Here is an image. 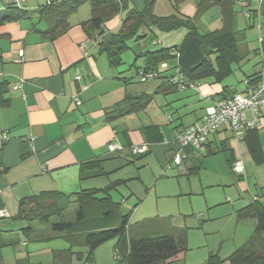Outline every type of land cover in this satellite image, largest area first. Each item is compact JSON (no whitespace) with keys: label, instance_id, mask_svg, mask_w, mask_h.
<instances>
[{"label":"crops","instance_id":"obj_1","mask_svg":"<svg viewBox=\"0 0 264 264\" xmlns=\"http://www.w3.org/2000/svg\"><path fill=\"white\" fill-rule=\"evenodd\" d=\"M52 1L56 0H0V9L18 6L31 11L32 15L30 19L0 26V34L5 35L0 39V87L7 86L4 98L9 100L8 105H0V130L8 135L5 143L0 142V210L5 209L9 214L0 218V230L3 231L0 239L17 247L14 251H5L8 245L5 246L1 251L0 264H118L114 257L115 239L100 245L90 260L83 234L54 232L27 236L23 233V238L10 242L5 239L4 231H14L9 226L15 225L13 216L24 197L43 191L70 194L102 188L116 181H125L122 184L129 185L133 179H142L130 169L137 165L136 160L142 162L138 168L147 163L154 168L162 166V170L174 168L176 146L173 140L180 127L199 122L207 108L224 93V87L228 92H242L248 85L264 84L263 57L257 52L260 39L264 41V0H219L228 2L232 11V28L242 39L243 58L234 64L236 78L221 82L206 79L201 82L199 90L190 87L176 89L164 78L138 85L134 82L143 66H139L134 77L128 76L123 66H112L107 55L100 51L99 45L88 37L82 26V22L91 17V5H83L69 16V28L65 33L54 40L47 39L39 31L45 29L46 24L39 20L37 10ZM201 1L157 0L154 10L161 16L180 12L194 17ZM132 5L142 9L144 0H132ZM124 16L125 11H122L106 21V32H117ZM197 25L200 30L203 28L202 32L222 29L221 3L212 5L199 15ZM152 32L153 37L137 42V51L132 46L137 56L148 50L175 45L183 38L186 29L171 32L154 29ZM20 52L24 54L23 61H19ZM142 58L145 63V58ZM165 63L160 65V71L170 69L169 66L173 68L176 61ZM78 73L80 80L76 79ZM172 73L167 74L170 76ZM256 77L258 79L254 80ZM20 81H23L21 87L15 88ZM144 94L152 97L144 108H147L149 116L131 112L112 117L116 113L112 115L111 111L130 106L126 101L128 96ZM75 95L81 98L80 105L73 100ZM260 110L263 124L253 133L239 139L227 126L222 127L208 136L203 150L188 148V157L183 162L185 167L175 171L179 176H199L200 167L208 166L204 157L222 154L224 167L228 166L234 173L232 163L239 159L243 161L245 173L239 175L238 180H246L253 185L249 195L251 200L242 197L232 207L219 209L220 213L224 211L227 215L225 223L236 227L235 239L244 230L243 244L253 234L256 221L238 220L236 211L249 204L255 195L261 200L264 192V106ZM149 125L160 128L161 141L151 140L156 133L152 136L145 133L144 128ZM112 142L122 148L110 152L109 144ZM146 142L149 148L144 154L132 153L131 146ZM211 173L220 178L226 171L220 167L219 170L211 169ZM163 176L157 177L151 189H158ZM184 179L182 182L173 176L166 177L171 183V194L166 195L191 194V181ZM214 185L202 179L198 181L201 190ZM137 203L136 206L140 204ZM216 205L209 200L205 203L209 218ZM150 215L148 212H136L135 223L152 219ZM201 215H198V221L204 222L205 216ZM131 217L130 228L133 223ZM6 223L8 225L3 226ZM250 228H253L252 234L247 236ZM142 236L147 235L133 237ZM186 239L188 246L187 233ZM178 259L179 255L170 264Z\"/></svg>","mask_w":264,"mask_h":264},{"label":"trees","instance_id":"obj_2","mask_svg":"<svg viewBox=\"0 0 264 264\" xmlns=\"http://www.w3.org/2000/svg\"><path fill=\"white\" fill-rule=\"evenodd\" d=\"M157 0H144L142 9L132 5V0H56L42 5L38 10V18L46 24L45 29H39L49 40H54L69 28V16L85 4L91 5V17L82 22L88 37L99 45L100 51L105 53L112 66L118 67L123 63V53L130 48V40H140L147 37L149 31L154 29L160 32H171L186 29L183 38L173 46L161 47L145 51L138 55L144 57L143 69L137 74L146 71L155 73L152 80L164 78L174 88H182V84L173 81L177 70L189 82L200 84L206 79L221 82L234 72V64L243 58L241 38L232 28V11L228 2L219 0H202L198 6L196 16L188 17L180 12L161 16L155 13ZM221 3L224 18V27L220 30L202 32L197 20L209 7ZM125 11L121 28L117 32H106L105 23L120 12ZM32 18L31 11L10 6L0 9V26L8 22H18L22 19ZM5 35L0 34V39ZM157 47H160L157 45ZM257 52L262 55L264 62V41L261 42ZM176 61L174 73L168 75V70L160 71V65L165 62ZM140 67H137V69ZM258 79L257 77L254 79ZM150 81V80H149ZM186 86L184 88H189ZM191 88V87H190ZM7 86L0 87V105H8L9 100L4 98ZM220 97L229 94L225 91ZM219 97V98H220ZM151 95L127 97L130 106L113 110L114 117L123 116L131 112L144 109L151 101ZM152 141H161L160 128L149 125L144 128ZM255 129L246 132L253 133ZM245 136V137H246ZM6 140H0L5 143ZM131 151L134 153L133 147ZM188 157V156H187ZM235 162V161H234ZM232 163V168L234 165ZM125 181H116L102 188L84 189L75 193L61 191H43L24 197L19 201V209L13 220L26 221L27 226L21 230L31 236L35 230L36 222L49 224L57 233H79L85 237L88 247V259L91 260L96 249L110 240H117L114 257L119 254L121 260L118 264H170L181 252L188 249L186 233L184 231L165 233L155 236L133 237L129 234L131 211H125L121 201H115L111 192ZM257 197V195H256ZM76 207L74 219L63 220L70 205ZM72 212V211H71ZM68 212V213H71ZM238 220H255L256 226L253 234L242 246L236 248L228 257L221 258L218 254L209 255L205 264H264V205L259 198L237 209ZM54 217H60L53 222ZM11 231V230H9ZM3 232L0 230V233ZM8 232V231H4ZM10 243L0 239L1 251Z\"/></svg>","mask_w":264,"mask_h":264},{"label":"rangeland","instance_id":"obj_3","mask_svg":"<svg viewBox=\"0 0 264 264\" xmlns=\"http://www.w3.org/2000/svg\"><path fill=\"white\" fill-rule=\"evenodd\" d=\"M202 29L203 28L201 27V30ZM150 36H154V33L152 31H149L147 37L145 38H142L138 41H129L130 48L123 53L122 58L124 63L120 65L121 67L123 66L125 68L128 76L133 75L134 77V73L137 70V67H142L144 65V62L142 61L143 58L136 55V53L132 49V46H135L134 49H136L137 51V42H144V40ZM167 63L169 62H166L165 65H167ZM169 68L170 69L168 70V74H171L174 69L170 66ZM234 78H236V73L233 72L232 75L225 78V81H230ZM156 80H150L149 82ZM134 83L142 86L143 84H145V82H139L138 80H135ZM146 109H142L140 111H137L136 113L139 116L147 117L150 114ZM150 111L152 112L153 109H150ZM168 114L173 115L172 113ZM164 132H166V129H164ZM223 157L224 156L222 154H219V156L204 157L206 158L205 163L208 166L204 165V167L201 168L200 163H197V166L200 167L201 171L199 176H179V173L175 171L181 166L185 167V164L183 163V165H175L172 169L162 170V166L158 165L157 168H154V165H151L149 163L145 164L144 167L138 168V166H140L142 162L141 160H136L137 165L130 169H133L136 174L141 175L142 179H133L131 180V183H129V185L122 184L119 187V190H115L112 193L115 201L120 203L122 201L124 209L128 211L131 209L133 211V216L131 217V221L133 223L130 228L131 235L155 236L165 233H177L181 230L187 233L188 249L181 252L179 254V259L172 264H203L205 261H207V258L212 253L218 254L221 258H226L236 248L242 246V244L245 242L241 241L244 238L242 237L244 235V230H242V232L238 234L237 238L235 239L234 233L235 230H237L236 227L233 224L225 223L227 215H224V211H221L223 213H220L219 209L223 206L232 207V205L242 197L248 201L251 200L249 195L251 194L250 192L253 191V185L251 186L246 180V182H240L238 180L240 174H237L235 172L233 173L230 168H228V166L224 167ZM220 167H223V169L226 171V174H223L220 178H218V175L211 173V169L219 170ZM162 174L164 175L163 180H160L158 189H151L157 177H160ZM171 176H173L174 178H179L182 182H184V178H189L191 181L192 193L183 196L166 195L171 194L169 193L171 190V183L166 180V177ZM200 179H202L206 183L215 185L201 190L198 187V181ZM230 198L231 201H229ZM207 200H209L213 204H218L213 207L215 209L210 218L208 215L209 209L205 207V203L207 202ZM137 202L140 203L138 206H136L138 204ZM218 202H220V204ZM261 202L264 205V192L263 194H261ZM139 206H141L139 211L152 214L150 215L152 216V219H149L146 222H139L138 224L135 223L134 214L136 212L140 213L138 211ZM75 207V204L70 205L63 220L74 219L75 212L73 211ZM198 215H201L202 217L205 216V221H198ZM59 220L60 217H54L52 219L53 222ZM34 224L36 227V231L32 235H44L55 232L49 224H41L38 222ZM7 225L8 224L6 223L3 226ZM20 225H23V227H25L27 226V222L18 220L15 221V225L11 224L9 228H13L14 231L11 230L6 232L4 234L7 235L5 239L11 242L16 241V239L18 238H23V232L21 230L23 227H20ZM221 229L222 231H220ZM252 230L253 228H250L249 231H247V236H249ZM16 248L17 247L15 246V244H10L4 250L14 251V249Z\"/></svg>","mask_w":264,"mask_h":264},{"label":"built area","instance_id":"obj_4","mask_svg":"<svg viewBox=\"0 0 264 264\" xmlns=\"http://www.w3.org/2000/svg\"><path fill=\"white\" fill-rule=\"evenodd\" d=\"M263 36V35H262ZM263 42L262 38L260 39ZM23 52H20L19 61H23ZM263 56V53H262ZM155 73H148L142 71L140 73L141 82L152 80ZM179 70L176 71L172 78L174 82L182 84V88L190 86L191 88L199 90V84L195 82L186 81ZM76 79L80 80L81 75L78 73ZM23 81H20L15 88H20ZM73 100L76 104L82 103L79 95H75ZM264 106V84L248 85L245 91L230 92L223 97L214 100L212 106L207 108L206 113L201 120L190 126L180 127L175 134L173 143L176 146L173 162L176 165H181L187 158V149L194 148L203 150L208 136L222 127L227 126L236 138H243L246 132L250 129L261 127L263 124V116L261 107ZM8 135L6 132L0 130V140H6ZM33 139V138H31ZM122 146L118 143L112 142L109 144V151L116 152ZM149 143L135 145L133 147L134 153H144L148 150ZM234 172L240 175L245 173V166L242 160H238L233 166ZM254 198H257L256 195ZM8 211L0 210V218L8 216ZM117 260H121V256L117 254Z\"/></svg>","mask_w":264,"mask_h":264}]
</instances>
